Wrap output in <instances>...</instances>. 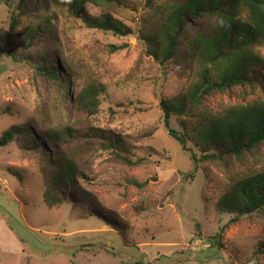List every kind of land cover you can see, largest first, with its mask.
Returning <instances> with one entry per match:
<instances>
[{
    "label": "rangeland",
    "instance_id": "obj_1",
    "mask_svg": "<svg viewBox=\"0 0 264 264\" xmlns=\"http://www.w3.org/2000/svg\"><path fill=\"white\" fill-rule=\"evenodd\" d=\"M174 1L182 0H153L154 6L128 0L130 7H114L111 14L132 30L125 36L88 28L79 18L56 17L55 8L48 6L21 15L20 25L7 37L10 10L0 4V135L27 122L37 143L35 149L27 148L32 139L25 135L0 146V264H264V213L231 222L233 215L215 209L232 180L264 169V143L228 165L191 157L203 154L201 134L211 119L230 106L264 101V88L256 84L212 91L188 114L172 115L170 128L184 137L182 146L164 127L159 102L185 94L195 80L190 42H181L167 62L147 53L161 4ZM86 8L99 12L90 3ZM239 16L245 18L246 12ZM46 18L51 31L45 46L27 45L24 28ZM216 18L192 20L189 38L210 32ZM121 44L122 49L109 50ZM55 47L59 49L51 56L61 76L67 75L65 60L89 66L103 83L96 114L76 110L71 98L79 81L71 78L65 94L57 80L37 73V52ZM257 52L261 60L250 64L255 75L263 68L264 46ZM62 126L111 131L134 147L133 156L148 162L128 166L97 153L100 141L90 136L51 143L46 132ZM62 155L75 156L80 187L62 186L67 199L48 207L40 169ZM146 179L144 187L129 183Z\"/></svg>",
    "mask_w": 264,
    "mask_h": 264
},
{
    "label": "trees",
    "instance_id": "obj_2",
    "mask_svg": "<svg viewBox=\"0 0 264 264\" xmlns=\"http://www.w3.org/2000/svg\"><path fill=\"white\" fill-rule=\"evenodd\" d=\"M143 1L149 5L153 0ZM127 2L128 0H0V4L6 5L10 10L7 37L13 35L20 25L21 15L48 6L55 8L56 17L60 14L65 18H79L88 28L125 36L132 33L131 28L115 18L111 11L114 7H130ZM88 3L97 7L99 12L88 11ZM155 4L156 2L150 5ZM161 5L163 10L152 25L155 31L149 36L147 53L154 59H159L160 63L167 62L176 55L180 43L185 40L186 43L190 42L189 50L196 60L195 80L190 82L186 93L170 99L161 97L159 102L164 127L185 146L184 137L170 128L172 115L188 114L192 107L198 106L212 91L230 90L235 86L252 87L256 84L264 88V63L261 64L263 68L259 69L258 75L253 74L250 67L252 62L261 60L257 47L264 46V0H182L164 2ZM152 11L156 14V7H153ZM241 11L246 12L245 18L239 16ZM203 15L217 17L214 27L208 33L199 31L189 38L188 32L194 28L192 20ZM49 23V18H46L36 26L25 27L24 34L28 36L26 44L30 46L41 43L45 46L44 38L51 31ZM37 37L39 40H36ZM51 43H54L53 38ZM124 46L125 44L110 45L109 50L116 51ZM54 49L43 48L37 52V73L45 79L57 80L64 88L65 94L71 78L79 81L80 87L71 98L76 110L87 115L96 114L99 97L104 92L103 83L89 66L74 65L65 60L62 63L67 75L61 76L56 60L51 56L59 48ZM67 98L70 99V96ZM209 122L205 132L201 134L203 141L199 144L203 154L198 158L192 154L194 162L202 160L228 165L230 159L242 157L264 143V101L230 106ZM29 125L26 122L5 129L0 135V146L7 145L18 136L26 135L31 138ZM97 131H100V134ZM81 132L71 126H62L46 132V135L51 143L58 145H61L62 141L66 143L67 139H88L90 136L96 141L98 138L100 142L94 150L97 153L106 152L128 166L148 162L146 157L133 156L134 147L126 144L120 135L97 127L86 128L82 136ZM94 133L96 137L91 135ZM36 146L37 143L33 139L26 145L29 149H35ZM43 153L46 154L44 151ZM74 159L62 155L54 162L46 161L42 164L40 173L44 177L43 200L48 207H57L67 199L62 194V186L67 189L80 187L77 177L82 172ZM195 170L196 164L192 174ZM147 182L148 179L142 182L129 180V183L136 187H144ZM215 209L218 213L233 215L231 222L243 216L263 214L264 169L256 174L232 180L227 191L218 199ZM196 228L198 229V225ZM220 235L219 233L217 236ZM215 243L219 244L220 241L215 238Z\"/></svg>",
    "mask_w": 264,
    "mask_h": 264
}]
</instances>
